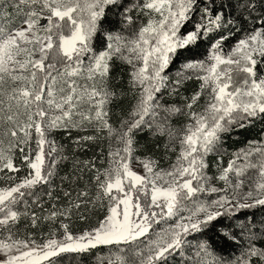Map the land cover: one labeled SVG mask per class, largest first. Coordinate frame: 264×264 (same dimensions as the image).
Masks as SVG:
<instances>
[{"label": "snow or ice", "instance_id": "obj_1", "mask_svg": "<svg viewBox=\"0 0 264 264\" xmlns=\"http://www.w3.org/2000/svg\"><path fill=\"white\" fill-rule=\"evenodd\" d=\"M227 7L216 0H0V173L7 181L0 186V264H58L61 254L98 246H117L98 264H172L191 247V234L211 230L213 222L240 210L264 206V141L233 153L226 167L218 163L215 179L223 188L212 186L214 178L207 174L208 157L221 152L225 133L264 119V0L232 5L247 20L245 29L239 18L226 14ZM112 15L119 19L113 22ZM229 40H235L230 47ZM205 44L207 55L198 58ZM117 64L130 66L135 102L126 116L121 109L114 126L113 106L128 95L119 87L123 77ZM188 80L199 81V89L183 97L180 89ZM165 93L183 102L165 103ZM180 116L185 122L177 126L173 121ZM88 127L107 133L109 167L83 162L96 171L95 192L64 190L66 203L44 209L35 190L50 185L58 161L66 159L52 133ZM144 128L166 137L165 149L179 147L169 169L136 158L144 173L133 170L135 136ZM102 138L82 136L76 143ZM17 158L28 169L24 177L9 174L20 171ZM205 192L223 194L206 201L200 198ZM46 195L61 199L51 190ZM29 198L39 213L29 207ZM89 205L104 208L103 219L74 234L73 215L86 220L80 210ZM25 220V229L43 221H59V229L49 227L38 242L30 232L20 235ZM162 223L166 226L157 229ZM253 227L236 259L215 257L203 241L188 264H264V247L253 243ZM222 235L235 240L226 229Z\"/></svg>", "mask_w": 264, "mask_h": 264}, {"label": "trees", "instance_id": "obj_2", "mask_svg": "<svg viewBox=\"0 0 264 264\" xmlns=\"http://www.w3.org/2000/svg\"><path fill=\"white\" fill-rule=\"evenodd\" d=\"M123 3H131V0H122ZM217 5L224 3L227 5L226 14L232 15L233 17L239 18L238 22L242 29L247 28L248 22L244 17L240 16V12L236 11L232 5L238 3V0H216ZM11 11V9H9ZM246 16V14H245ZM111 19L113 22L117 21L119 17L112 15ZM141 19H144L141 17ZM107 27V25H106ZM116 30H120L118 24H114ZM242 33H237V39ZM235 40H229L228 46L230 47ZM100 44L97 42V49L99 50ZM208 45H202L198 51V58H203L207 55ZM179 67V62L171 66L169 70L170 76H175V73ZM118 74L123 77L119 84V87L128 95L123 98L122 102L116 106H113V111L115 115L111 118V123L114 126H118V122L121 116V109H123V115L126 116L127 112L131 110L134 104V99L132 92L128 85V73L130 71V66L117 64ZM200 82L197 80L186 81L182 88L180 89L181 96L189 97L194 91L199 89ZM181 96H168L165 93V103H182ZM185 122V117H176L173 121L174 124L179 126L181 123ZM264 133V119L255 120L252 124L245 128H237L230 133H225L223 135V140L225 147L229 149H238L248 143L249 141L260 137ZM92 135H102V139L97 141H81L76 143L82 136H92ZM51 139L56 141L57 146H63L61 155L66 157V159H60L56 165V176L53 178L50 185H45L43 187H38L35 191L41 195V203L44 209L51 208L53 203L58 206L66 203V199L63 197V191L68 190L75 192L78 190L87 189L90 194L95 192V182L94 176L96 174L95 169L103 170L108 164V153L110 150V142L107 138V133L98 134L95 130L84 132L82 135L78 134V131L69 130H57L52 133ZM136 139V151L133 153L134 159L139 158L141 160L145 158H151L157 161L159 168H165L167 165L173 161L174 157L170 150L165 149L164 145L167 143V138L153 135L152 130L144 128L135 136ZM112 147V144H111ZM166 151L169 155H166ZM217 155V154H216ZM19 157V155H17ZM55 158V157H54ZM92 161L95 164V169H89L85 166L83 162ZM15 163L21 166L20 159L17 158ZM222 164L221 157L215 154H210L208 157L209 167L207 172L212 176L216 177L219 174L217 165ZM223 166V165H222ZM225 167V166H223ZM21 173V170L18 172ZM68 177V179H64ZM51 190L53 196H59L61 199L59 201L51 200L46 195V193ZM32 199L29 198V207L36 210L38 213L41 211L32 204ZM21 210H23L24 205H20ZM84 216L87 217L86 220L79 219L78 215H73L71 219V230L74 233L89 230L94 227L98 220L103 219L105 215V209L101 207H93L89 205V209L80 210ZM69 222V221H68ZM27 221H22L20 226V233L27 234L40 230V234H45L46 230L49 231V227L53 230L59 229V221L49 224L47 221L41 222L40 226L37 228H27L24 225ZM241 224L244 228H241ZM254 226L253 231L256 232L257 238L253 240V243L257 247H264V206H258L252 209H243L238 213L224 217L219 220V222H213L211 230H205L202 233H193L188 237L191 247H186L184 255H175L172 258V264H188V258L192 256L196 250V245L200 242L207 241L210 245L209 251L212 252L215 257L222 258L225 261H232L239 257L242 252L248 246V227ZM158 226V225H157ZM156 226V227H157ZM228 230L235 237V240H229L222 235V230ZM36 236V235H35ZM37 237V236H36ZM117 250V246H98L92 249L90 252L86 253H64L61 254L58 260V264H98L99 257H106L110 254H114ZM205 259L210 260L211 257H205Z\"/></svg>", "mask_w": 264, "mask_h": 264}, {"label": "rangeland", "instance_id": "obj_3", "mask_svg": "<svg viewBox=\"0 0 264 264\" xmlns=\"http://www.w3.org/2000/svg\"><path fill=\"white\" fill-rule=\"evenodd\" d=\"M131 31L132 30L129 29V30L125 31L124 34L125 35H129V34H131ZM203 99L204 98L202 97L201 102H203ZM61 130H69V129H61ZM75 130L78 131V134L79 135H82L84 132H87V131H90V130L93 131L94 129L93 128H90V127L83 128V129L72 128V131H75ZM253 141H264V133L260 137L255 138V139L249 141L248 143H246L245 145H243L242 147H240L238 149H229V148L225 147V145H223V148H222L221 152L219 154H217L219 157H221L222 165L226 167L227 164H228V162H229V160L232 159V154L233 153H236L240 149H243V148L247 147L249 145V143L250 142H253ZM31 146H32L33 149H35V147H36V145H35V139H33ZM112 147H116V145H115L114 142H112ZM171 153L173 154L174 159H173V161L170 162L169 165H167V167H165L163 169H166V170L169 169L171 167V165L176 162V157L179 154V147L177 146L176 151H171ZM169 154L170 153L166 151V155H169ZM213 154H215V153H213ZM17 155H19V153ZM217 155L215 154L216 157H217ZM107 159H108V164H107L106 168L109 167L110 157L108 156ZM20 162H21V160H20ZM131 166H132L133 170H135L137 172H140L141 174L144 173L143 166H142V164H140V163L137 162V159H133L132 160ZM20 170H21V173H14V174L9 173V174L10 175H15L17 177H24V176L27 175L28 169L26 167L22 166V162H21ZM207 174H208V176L212 177L208 172H207ZM219 174L216 177H218ZM213 178L214 179H212L211 182H210L212 186H215L217 188H223L225 186L223 181H219L218 179H215V177H213ZM6 183H7V181L4 180V175L2 173H0V186H4ZM222 194L223 193H210V192H205V193H203V194L200 195V198L203 199V200H206V201H212V200L218 199L219 196L222 195ZM189 206H191V205H189ZM186 214L187 213H185V215ZM63 222L68 223V220L65 219ZM162 226H166V225H163V223H162L161 225H158L157 226V229L159 227H162ZM39 232H40V230L38 232H35V235L37 236L38 242H40V238H41V234ZM47 233H48V230H46V232H45L44 235H47ZM78 233H80V232H77V233H74V234H78ZM20 235L23 236V235H26V234H21L20 233ZM105 264H107V261H105Z\"/></svg>", "mask_w": 264, "mask_h": 264}]
</instances>
